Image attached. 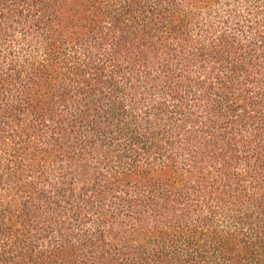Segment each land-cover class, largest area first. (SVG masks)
<instances>
[{
	"label": "trees",
	"instance_id": "1",
	"mask_svg": "<svg viewBox=\"0 0 264 264\" xmlns=\"http://www.w3.org/2000/svg\"><path fill=\"white\" fill-rule=\"evenodd\" d=\"M0 264H264V0H0Z\"/></svg>",
	"mask_w": 264,
	"mask_h": 264
}]
</instances>
